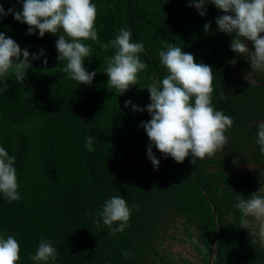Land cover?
I'll use <instances>...</instances> for the list:
<instances>
[{"label": "trees", "instance_id": "trees-1", "mask_svg": "<svg viewBox=\"0 0 264 264\" xmlns=\"http://www.w3.org/2000/svg\"><path fill=\"white\" fill-rule=\"evenodd\" d=\"M12 2L20 7L21 4ZM97 7L95 23L99 40L85 41L92 49L84 66L97 75L91 86L67 78L58 62L55 41L27 34V25L8 15L0 21V32L14 39L22 49L38 54L44 49L47 70L40 60H30L26 80L9 74L7 91L0 92V147L15 158L18 201L0 194V232L13 235L21 247L19 264H33L27 253L36 251L41 239L57 249L52 264H112L124 233L109 236L110 229L93 223L112 196H123L130 208L160 174L167 159L156 150L158 170L147 158L150 144L141 123L151 117L133 112L125 101L145 108L150 103L147 85L167 70L158 51L163 42L175 43L195 56L206 59L219 36L215 18L222 13L206 5L201 17L187 0H92ZM5 11L9 9L3 5ZM22 10V9H21ZM211 22L205 33L203 26ZM129 29L134 42H143L140 59L147 65L136 86L119 96L107 85L104 72L114 49L101 44ZM3 82H0V87ZM96 137L93 151L85 148L86 137ZM114 226H118L114 224Z\"/></svg>", "mask_w": 264, "mask_h": 264}, {"label": "clouds", "instance_id": "clouds-1", "mask_svg": "<svg viewBox=\"0 0 264 264\" xmlns=\"http://www.w3.org/2000/svg\"><path fill=\"white\" fill-rule=\"evenodd\" d=\"M15 2L22 5V10L9 8L5 11L0 3V21L12 15L17 22L27 25L28 35H35L37 31L40 38L49 33L58 35L55 48L63 72L79 85L91 86L97 72H89L84 66L92 52L85 41L99 40L95 27L97 7L92 0ZM187 3L201 17L207 15L208 4L222 13L215 18L217 32L233 37L231 51L250 63L251 70H246L245 78L251 86H255L257 81L253 74L264 72V0H187ZM210 29L211 22L203 26L205 33ZM110 48L114 49V53L107 59L104 69L108 77L107 85L122 96L136 86L139 73L147 68L140 59L144 43L134 42L131 30L122 28L113 39L101 44L102 51L107 52ZM158 56L167 72L159 80L153 76L147 85L150 103L145 108L131 100L124 104L125 107L131 106L135 113L146 111L151 117L140 125L150 141L147 158L158 170L160 160L154 148L164 159L171 158L178 164H183L188 157L192 158L194 164L197 159L203 160L222 151L229 140L226 133L233 127L234 120L213 105V68L204 62H196L192 53L167 41L163 42ZM41 57H44L42 63L47 70L48 60L44 49H40L38 54H31L14 39L0 32V82H3L0 92L7 91L8 84L4 81L9 74L23 83L32 67L30 60H40ZM95 139L94 136L86 137L87 151L94 150ZM256 143L260 153L264 154V121L258 125ZM14 165L15 158L0 147V194L9 202L21 198ZM234 209L241 214L240 228L249 231L251 244L264 248V186L261 185L257 192L247 198L239 194ZM131 213L132 209L123 196H112L95 213L93 223L99 226L102 220L103 225L110 229L109 236H113L124 233L130 226ZM20 253L21 247L15 236L0 232V264H19ZM27 255L33 264H52L58 258L53 243L45 239L40 240L34 254L28 252ZM122 255L129 258L130 253L124 251Z\"/></svg>", "mask_w": 264, "mask_h": 264}, {"label": "water", "instance_id": "water-1", "mask_svg": "<svg viewBox=\"0 0 264 264\" xmlns=\"http://www.w3.org/2000/svg\"><path fill=\"white\" fill-rule=\"evenodd\" d=\"M232 39L220 33L205 62L214 71L213 105L234 120L228 143L194 164L191 157L183 164L166 160L131 208L112 264H264V248L251 244L234 209L239 194L247 198L264 186V154L256 143L264 72L253 74L255 86L247 82L250 63L231 51Z\"/></svg>", "mask_w": 264, "mask_h": 264}, {"label": "rangeland", "instance_id": "rangeland-1", "mask_svg": "<svg viewBox=\"0 0 264 264\" xmlns=\"http://www.w3.org/2000/svg\"><path fill=\"white\" fill-rule=\"evenodd\" d=\"M0 3H2L3 5H7L9 8H15L16 10H21L22 9V7L14 4L12 2V0H10V2H9V0H0ZM215 33H219V32H217V25H216V31H215Z\"/></svg>", "mask_w": 264, "mask_h": 264}]
</instances>
